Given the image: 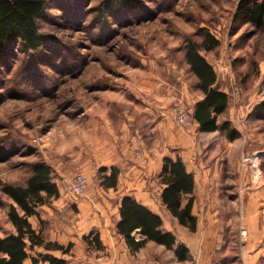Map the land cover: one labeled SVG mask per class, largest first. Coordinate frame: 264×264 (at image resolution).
<instances>
[{"label": "rangeland", "instance_id": "374dc122", "mask_svg": "<svg viewBox=\"0 0 264 264\" xmlns=\"http://www.w3.org/2000/svg\"><path fill=\"white\" fill-rule=\"evenodd\" d=\"M46 1L38 19L42 46L15 48L0 65V235L15 231L3 184H25L31 163L43 160L52 166L60 197L31 222L64 246L52 253L67 264H107L105 246L83 238L99 230L98 222L113 229L120 215L118 187L103 184L101 169L118 166L119 180L141 176L150 158L156 162L178 146L180 130L200 131L193 112L204 95L185 47L190 39L201 40L202 30L219 40L216 49L202 53L230 96L219 121L230 120L238 131L230 139L221 130L215 147L221 138L220 149L232 146L229 174L237 189L261 192L264 224V27L238 15L240 0H139L142 7L120 11L102 0ZM176 108L190 114L187 122L178 120ZM79 172L88 186L75 196L64 184Z\"/></svg>", "mask_w": 264, "mask_h": 264}, {"label": "trees", "instance_id": "16d2710c", "mask_svg": "<svg viewBox=\"0 0 264 264\" xmlns=\"http://www.w3.org/2000/svg\"><path fill=\"white\" fill-rule=\"evenodd\" d=\"M102 5L118 11L142 7L139 0H102ZM46 8V0H0V65L6 66V59L15 48L23 51L39 50L43 36L38 19L45 14ZM237 13L256 28L264 27V0H240ZM201 37V40L190 39L185 47V59L197 77V88L204 95L196 102L193 117L200 131L222 130L227 132L230 139H235L238 131L231 127L230 120L219 121L229 107L230 96L219 86L216 70L202 53L216 49L219 40L206 30H202ZM4 100V94L0 92V105ZM30 170L25 184L8 183L2 186L3 192L12 200L8 215L15 231L0 235V264H24L28 258L32 264H67L66 259L52 253L62 250L64 246L47 240L43 228H36L30 220L32 216L40 219L41 207L60 197L52 166L37 160L31 163ZM101 170L103 184L108 188H116L119 167L112 165ZM158 178L163 187V205L181 224L195 231L198 219L192 213L194 172L188 169L181 157L166 156ZM185 197H188L186 202ZM119 212L117 232L130 249L139 250L147 242L154 241L174 250L179 260L189 258V247L179 242L173 231L164 229L163 217L134 196L127 195L121 199ZM83 238L88 244L96 243L97 247H104L97 228ZM36 248L44 250L31 254L30 251Z\"/></svg>", "mask_w": 264, "mask_h": 264}, {"label": "crops", "instance_id": "0c3cea01", "mask_svg": "<svg viewBox=\"0 0 264 264\" xmlns=\"http://www.w3.org/2000/svg\"><path fill=\"white\" fill-rule=\"evenodd\" d=\"M221 136V130L198 133L193 129L180 130L178 146L168 148L156 162L150 158L147 169L142 172L145 177L136 173L130 179L121 176L116 187L121 199L127 195L134 196L159 213L164 220V229L173 231L178 241L189 247V258L181 261L174 250L154 241L147 242L139 250H132L117 232L116 224L109 229L98 222L103 244L111 254L107 264H262L264 224L259 209L261 192H250L246 187L236 188V181L229 174L233 173L231 161L235 158L232 146L224 145L220 149V143L224 142L221 138L215 147ZM166 156L181 157L188 169L194 172L192 213L198 219L195 231L181 224L162 203L163 187L155 176H159ZM241 177L244 178V170ZM238 201H244L240 209ZM117 218H120L119 214ZM118 246L123 253L116 252ZM28 260L30 258L24 264Z\"/></svg>", "mask_w": 264, "mask_h": 264}, {"label": "built area", "instance_id": "2783aa9c", "mask_svg": "<svg viewBox=\"0 0 264 264\" xmlns=\"http://www.w3.org/2000/svg\"><path fill=\"white\" fill-rule=\"evenodd\" d=\"M175 112L180 122L185 123L189 120L190 114L183 109L176 108ZM142 152L143 151H141V153ZM64 185L67 192L74 193V195H82L88 186V179L84 173L79 172L76 173L74 177L66 180Z\"/></svg>", "mask_w": 264, "mask_h": 264}]
</instances>
